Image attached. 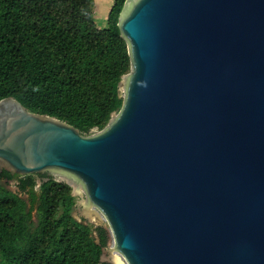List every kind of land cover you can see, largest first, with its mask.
<instances>
[{"label":"water","instance_id":"water-1","mask_svg":"<svg viewBox=\"0 0 264 264\" xmlns=\"http://www.w3.org/2000/svg\"><path fill=\"white\" fill-rule=\"evenodd\" d=\"M117 24L121 107L83 135L1 98L0 169L77 177L103 261L264 264V0H125Z\"/></svg>","mask_w":264,"mask_h":264},{"label":"trees","instance_id":"trees-1","mask_svg":"<svg viewBox=\"0 0 264 264\" xmlns=\"http://www.w3.org/2000/svg\"><path fill=\"white\" fill-rule=\"evenodd\" d=\"M125 0H113L97 27L93 0H0V99L59 118L83 135L101 129L123 102L118 82L130 69L118 26ZM0 264H108L106 229L75 219L68 183L46 172L0 169ZM39 178L38 189H35Z\"/></svg>","mask_w":264,"mask_h":264},{"label":"rangeland","instance_id":"rangeland-1","mask_svg":"<svg viewBox=\"0 0 264 264\" xmlns=\"http://www.w3.org/2000/svg\"><path fill=\"white\" fill-rule=\"evenodd\" d=\"M113 0H93V17L97 27L105 26L106 24V16L110 9ZM99 132V129L93 128L91 130V135ZM49 175H51L57 181H63L69 184L71 187V193L75 197V202L72 208V215L75 219L82 221L83 223L90 226L91 234L95 237V240H98L97 232L95 227L98 225L102 226V222L98 215L94 212L89 213L86 217L80 216L77 212V208L79 205L84 203L85 200V192L83 190V184L81 181L75 177L74 175L61 171V170H48L46 171ZM0 183L4 184L8 189L18 192L22 197L27 198V194L19 192L18 188L15 184V180H10L5 182L3 178H0ZM39 178L37 179V184L35 185V189H38ZM103 251L101 254V259L103 261V254H104V246Z\"/></svg>","mask_w":264,"mask_h":264},{"label":"flooded vegetation","instance_id":"flooded-vegetation-1","mask_svg":"<svg viewBox=\"0 0 264 264\" xmlns=\"http://www.w3.org/2000/svg\"><path fill=\"white\" fill-rule=\"evenodd\" d=\"M104 262H107L108 264H115L114 261L111 260H104Z\"/></svg>","mask_w":264,"mask_h":264}]
</instances>
